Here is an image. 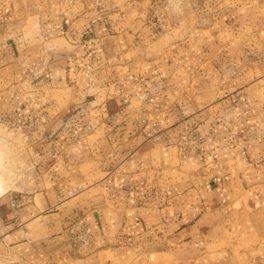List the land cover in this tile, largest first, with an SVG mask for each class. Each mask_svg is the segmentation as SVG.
<instances>
[{
  "label": "crops",
  "instance_id": "0c3cea01",
  "mask_svg": "<svg viewBox=\"0 0 264 264\" xmlns=\"http://www.w3.org/2000/svg\"><path fill=\"white\" fill-rule=\"evenodd\" d=\"M51 2L0 39L47 179L0 195V264H264V0Z\"/></svg>",
  "mask_w": 264,
  "mask_h": 264
},
{
  "label": "rangeland",
  "instance_id": "374dc122",
  "mask_svg": "<svg viewBox=\"0 0 264 264\" xmlns=\"http://www.w3.org/2000/svg\"><path fill=\"white\" fill-rule=\"evenodd\" d=\"M50 1L52 0H0V39H9L11 49L14 47V39H37L40 31L34 28L38 23L36 14L51 11L48 5L52 6L53 2ZM57 7L58 5L55 8ZM37 158L33 155L25 133L13 125L12 119L7 123L0 121V195L8 191L29 193L43 185L47 179L45 173L37 169ZM77 185L85 190L83 183ZM11 242L9 235L0 234V263L7 260V249H10Z\"/></svg>",
  "mask_w": 264,
  "mask_h": 264
},
{
  "label": "built area",
  "instance_id": "2783aa9c",
  "mask_svg": "<svg viewBox=\"0 0 264 264\" xmlns=\"http://www.w3.org/2000/svg\"><path fill=\"white\" fill-rule=\"evenodd\" d=\"M86 129L89 130L90 127L86 126ZM47 155H49L53 160H57L58 159V154L54 151L48 152ZM214 182H219V179H214ZM84 190V188H82L81 185H77L75 187V189L69 190L67 191V198H73L76 195H78L80 192H82Z\"/></svg>",
  "mask_w": 264,
  "mask_h": 264
},
{
  "label": "bare ground",
  "instance_id": "6f19581e",
  "mask_svg": "<svg viewBox=\"0 0 264 264\" xmlns=\"http://www.w3.org/2000/svg\"><path fill=\"white\" fill-rule=\"evenodd\" d=\"M219 180H220V179H219ZM213 182H214V180H213ZM1 190H2V187H1V183H0V194L2 193Z\"/></svg>",
  "mask_w": 264,
  "mask_h": 264
}]
</instances>
